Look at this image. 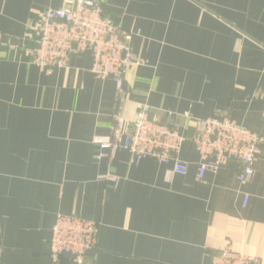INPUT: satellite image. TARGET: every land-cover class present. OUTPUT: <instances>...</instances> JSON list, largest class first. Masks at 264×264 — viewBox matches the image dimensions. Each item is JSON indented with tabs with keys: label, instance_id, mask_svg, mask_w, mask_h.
<instances>
[{
	"label": "crops",
	"instance_id": "1",
	"mask_svg": "<svg viewBox=\"0 0 264 264\" xmlns=\"http://www.w3.org/2000/svg\"><path fill=\"white\" fill-rule=\"evenodd\" d=\"M61 1L0 0V264H73L48 251L58 213L98 223L81 264H209L222 248L264 264V0H105L121 30H139V63L119 89L92 74L88 53L65 67L31 62L33 26ZM142 104L161 122L227 116L261 136L252 180L237 179L234 159L198 178L189 141L187 170L168 180L171 163L134 164L122 147L98 158L108 150L93 138Z\"/></svg>",
	"mask_w": 264,
	"mask_h": 264
},
{
	"label": "built area",
	"instance_id": "2",
	"mask_svg": "<svg viewBox=\"0 0 264 264\" xmlns=\"http://www.w3.org/2000/svg\"><path fill=\"white\" fill-rule=\"evenodd\" d=\"M105 0H62L57 8H49L40 14L33 26L34 46L31 62L40 68L65 67L72 54H90V71L98 79L111 78L119 89L124 72L139 63L131 51V40L136 32L121 30L104 13ZM150 107L139 106L133 120L126 121L115 115L113 136H95L93 141L103 150L102 156H112L119 147L126 149L131 162L138 164L150 157L160 163H171L165 172L168 180L175 171L184 172L188 162L181 159L183 144L189 141L198 155V178L207 171L217 172L229 159L241 163L237 179L249 182L254 176V162L259 152L261 136L239 125L230 117L209 116L194 118L185 114L188 122L180 125L172 112L161 122L150 118ZM184 131H189V135ZM124 133L119 143L115 136ZM98 178L118 181L108 172ZM98 223L76 215L58 213L48 240L49 254L57 260L70 255L73 264H81L86 254L94 250ZM209 264H257L253 256L230 248L215 250Z\"/></svg>",
	"mask_w": 264,
	"mask_h": 264
},
{
	"label": "water",
	"instance_id": "3",
	"mask_svg": "<svg viewBox=\"0 0 264 264\" xmlns=\"http://www.w3.org/2000/svg\"><path fill=\"white\" fill-rule=\"evenodd\" d=\"M65 256L70 257V255L66 254Z\"/></svg>",
	"mask_w": 264,
	"mask_h": 264
}]
</instances>
